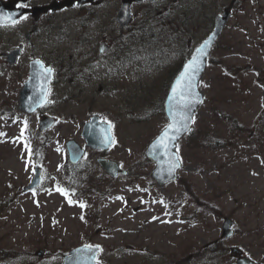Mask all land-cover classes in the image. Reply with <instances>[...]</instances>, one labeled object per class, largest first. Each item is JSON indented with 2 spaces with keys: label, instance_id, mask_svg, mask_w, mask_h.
<instances>
[{
  "label": "rangeland",
  "instance_id": "374dc122",
  "mask_svg": "<svg viewBox=\"0 0 264 264\" xmlns=\"http://www.w3.org/2000/svg\"><path fill=\"white\" fill-rule=\"evenodd\" d=\"M173 6L172 15L182 13L184 19L171 21L167 12L159 17L165 26L160 34L127 38V46L140 54L128 75L118 72L122 89L95 95L86 85L63 104L62 72L57 74L47 110L58 123L45 131L37 128L36 111L19 107L32 49L9 65L1 52L21 38L11 40V27L0 28V264H61L63 253L85 240L98 243L99 260L111 264H234L232 246L264 264V116L258 120L264 107V0L235 5L200 82L204 100L194 130L178 142L179 177L161 185L151 175L144 149L168 122L163 105L172 76L207 36L209 21L202 13L217 9L211 0H177ZM176 25L185 27V35L175 33ZM88 106L115 122L110 153L129 172L108 174L79 195L80 203H69L71 198L57 191L67 182L57 165L63 158L57 143L69 137L83 141ZM217 141L224 145L216 146ZM35 165L45 180L24 190ZM79 186L85 189L74 181L73 190ZM170 210L184 221L173 220ZM226 214L235 230L220 237ZM212 240L217 242L207 246ZM40 247L45 253L36 255Z\"/></svg>",
  "mask_w": 264,
  "mask_h": 264
},
{
  "label": "flooded vegetation",
  "instance_id": "af4514ba",
  "mask_svg": "<svg viewBox=\"0 0 264 264\" xmlns=\"http://www.w3.org/2000/svg\"><path fill=\"white\" fill-rule=\"evenodd\" d=\"M63 1L65 0H29V8L31 10L24 13L27 18H19L15 25H11V33L22 35V33L25 34L27 31L30 32L29 40L25 36V40L18 42V44L23 43L24 49L29 46L37 51L44 44L41 37H45L47 31L52 29L50 36L56 38V45L60 54L65 51L66 46L69 44L65 37L72 35L74 38L73 49L79 54H91L93 67L102 69L103 74H105V70L108 73L112 62L120 65L126 64L125 61L122 63V60L125 55L127 37L154 36L159 30V15L161 12L158 8L159 0L133 2L131 4L132 18L129 24L126 25L117 17L122 0H114V6L112 0H89L83 3H76L75 0L73 5H63L55 10L40 12L38 15L33 11L34 6L51 2L61 5ZM211 1L222 6L224 4L223 0ZM18 3L19 0H17L15 5L17 6ZM226 3L236 5L238 0H226ZM219 10L213 12V14L216 13L215 15H217ZM144 15L147 28L145 31L138 30V22H141L140 20ZM12 45L13 47L15 46L14 44ZM46 54L47 52L42 54L32 53L30 59L40 57L48 62L49 60L45 57ZM107 153L110 155V151ZM97 164L99 163H95L87 169ZM119 165L126 169L127 173L129 172L127 166L121 162ZM104 175L106 173L101 169L96 172L95 177L101 178ZM85 243H91V241H85Z\"/></svg>",
  "mask_w": 264,
  "mask_h": 264
},
{
  "label": "water",
  "instance_id": "95a60500",
  "mask_svg": "<svg viewBox=\"0 0 264 264\" xmlns=\"http://www.w3.org/2000/svg\"><path fill=\"white\" fill-rule=\"evenodd\" d=\"M131 0H125L124 4L122 5L119 13V18H122V22H127L130 18V9L129 4ZM11 0L3 1L0 0V13H4L5 16L8 14H11L13 17L17 18V15H14L11 13ZM18 13H21L22 10L17 9ZM230 9L226 8L224 13L217 17L215 21L214 29L211 31V33L208 35V37L196 47L194 54L185 62V64L182 67L181 72L177 75V77L174 79L170 91L168 93L167 99H166V110L170 117V123H172V116L176 115L177 119L180 118V115L182 114V105L180 102V98L177 97V99L172 98V89L173 87H177V80L180 77V74L184 71V67L186 64L189 63L193 59V57L200 56L201 63H200V70L195 73L194 77L192 78V84L194 85L193 93L191 95L192 100V106L188 108L186 111L188 114H190L191 119L188 121L187 127L188 130L191 128L193 123V115L197 110L198 105L203 100V92L199 88V81L203 75V71L206 66V60L211 52V48L216 41V39L221 34L226 22L228 21L230 17ZM9 22V21H5ZM207 41V45L205 46V42ZM203 47L204 54L201 56L200 53L197 52V49H200ZM21 52V48L18 47L12 51H10L8 54V60L13 63L17 60V57L19 53ZM36 62V61H34ZM40 66H38L37 63H34L33 69H32V76L31 78L26 82L25 86L21 90L22 93V106L25 107L27 110L31 111L36 106H39L42 102H45L44 98V92L47 91L48 82L45 80H38L37 75L40 72ZM36 93V94H35ZM54 119L52 117H44L41 120V127L45 128L52 124ZM98 125L97 122H95V126ZM169 126V125H168ZM168 126L155 138L150 146L148 147L147 154L149 157L157 161L158 165L156 169L154 170V175L158 178V180L161 183H164L166 181H169L173 178L177 177V170L181 165V161L179 159V167L172 168L171 165L175 162L176 156H178L177 150H176V144L178 139L183 136L187 131H181L179 133L175 134V137L171 140H165L164 144H166V147L161 145L160 137L162 133L165 132V130L168 128ZM39 182V178H36L33 183L28 186L34 187ZM233 223V220L226 216L225 221L223 223V235L229 236L233 233V229L231 228V224ZM93 250L95 255L93 256L92 253H89L85 249V245L77 246L73 248L68 254L65 256V262L64 264H101L96 261V256L98 252V248L93 246ZM232 250L238 254L242 253V249L234 246L232 247ZM41 252V250L39 251ZM236 264H261L260 262H256L253 259H251L247 255H240Z\"/></svg>",
  "mask_w": 264,
  "mask_h": 264
},
{
  "label": "snow or ice",
  "instance_id": "6c2138e0",
  "mask_svg": "<svg viewBox=\"0 0 264 264\" xmlns=\"http://www.w3.org/2000/svg\"><path fill=\"white\" fill-rule=\"evenodd\" d=\"M18 8H28L29 7V0H19V3L17 5ZM17 17L20 19H26L27 16L23 13H17ZM5 21H9L11 25H15L17 23V18L13 17L11 14H8L5 16L4 13H0V26L5 25ZM207 45V41L205 42V46ZM197 52L201 54V56L204 54L203 47L200 49H197ZM40 65V72L38 75L42 80L47 81L51 78V75L53 73V69L46 68L42 65V62H37ZM200 63L201 59L200 56L193 57L191 61H189L188 64L185 65L184 71L180 74V77L177 80V87H173L172 89V98L177 99V97L180 98V102L182 105V114L180 115V118L177 119L176 115L172 116V123L169 124L168 128L165 130L164 133H162L160 139L161 145L166 147V144H164L165 140L171 141L176 133L183 131H187L188 127V121L191 119L190 114L187 113V109L192 106V100L191 95L193 93L194 85L192 84V78L194 77L195 73L200 70ZM48 92H44V98L47 99ZM50 102V101H49ZM27 129V122H25V128L22 129L21 137H23L24 131ZM0 135H3V133H0ZM106 139L111 140V137H106ZM25 147L28 148L29 155H31V148L28 145V142L25 141ZM171 167L174 169L176 167H179V157L176 156L175 162L171 165ZM57 191H60L65 196H70V192L66 189L57 188ZM69 203H73L71 199H69ZM80 207H85L83 203L80 204ZM85 249L92 253L94 256V250L93 246L91 245H85Z\"/></svg>",
  "mask_w": 264,
  "mask_h": 264
},
{
  "label": "trees",
  "instance_id": "16d2710c",
  "mask_svg": "<svg viewBox=\"0 0 264 264\" xmlns=\"http://www.w3.org/2000/svg\"><path fill=\"white\" fill-rule=\"evenodd\" d=\"M261 115H262V117L264 116V110L262 111V114H261ZM261 119H262V118H261ZM261 119H260V120H261ZM263 122H264V121H263ZM209 134L212 135V136H215V133H209ZM216 138L219 139V137H217V136H216ZM223 145H224V142H222V141H217V143H216V146H219V147H220V146H223Z\"/></svg>",
  "mask_w": 264,
  "mask_h": 264
}]
</instances>
